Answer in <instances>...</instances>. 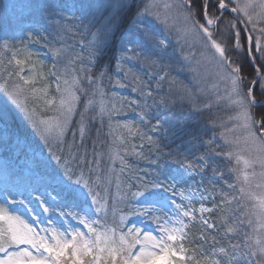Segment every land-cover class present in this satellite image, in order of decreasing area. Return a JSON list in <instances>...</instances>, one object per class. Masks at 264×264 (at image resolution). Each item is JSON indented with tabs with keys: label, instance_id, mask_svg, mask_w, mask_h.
<instances>
[{
	"label": "snow or ice",
	"instance_id": "snow-or-ice-1",
	"mask_svg": "<svg viewBox=\"0 0 264 264\" xmlns=\"http://www.w3.org/2000/svg\"><path fill=\"white\" fill-rule=\"evenodd\" d=\"M43 7L58 39L69 33L82 39L78 47L49 44L52 61L45 71V61L34 59L29 47L37 42L32 30L27 39L23 34L0 37V92L22 111L47 150L33 152L30 182L23 191L0 189V264H222L216 253L227 258L223 264H264V74L256 65L252 43V32L264 33V0H163L162 11L155 0H53ZM237 20L246 44L241 43ZM162 29L175 31L178 43L184 42L182 62L190 64L194 55H184V47L199 44L216 67L211 89H178L181 99L189 101L188 115L182 111L173 121L157 120L149 129L171 137L176 148L167 154L135 121L116 119L132 107L142 121L150 122L149 100L167 107L160 88L167 82L171 91L176 79ZM228 29L234 37L231 52L229 41L216 36ZM245 48L256 70L247 86L243 65L233 58ZM255 51L264 59L259 35ZM133 61L158 71L150 72L147 80L138 74L129 80ZM115 88H131L138 98L114 101ZM201 95L210 98L198 103ZM221 103L231 110L227 122L209 120L199 129L190 125L193 114ZM37 112L43 118L38 119ZM93 124L98 135L108 127L113 175L117 161L121 170L127 166L125 145L130 140L139 137L157 150L155 175L147 181L137 176L123 186L117 183L120 197L115 202L108 195L112 181L100 168L96 144L91 161L86 150L80 156L71 152L77 138L84 147ZM208 126L224 129L219 134L223 143L215 135L203 138ZM194 142L204 151L189 158L181 147ZM131 151L140 154L134 144ZM165 155L178 167L161 163ZM197 177L199 186L193 187ZM34 203L42 211L37 212ZM117 204L123 207L117 209ZM217 212L219 225L212 216ZM133 218L139 222H131ZM196 226L200 230L193 235ZM217 232L225 241L219 247ZM209 241L211 256L205 254Z\"/></svg>",
	"mask_w": 264,
	"mask_h": 264
},
{
	"label": "trees",
	"instance_id": "trees-1",
	"mask_svg": "<svg viewBox=\"0 0 264 264\" xmlns=\"http://www.w3.org/2000/svg\"><path fill=\"white\" fill-rule=\"evenodd\" d=\"M53 0H0V37L5 35L8 36H21L23 34L24 39H27L28 30H32L34 39L37 41L29 45L35 52L34 59L40 58L45 61V71L51 66L52 57L49 53V44H54L56 47H60L62 43H66L72 46H79V41L82 37L77 34L73 36L69 33L60 40L56 37L54 33V24L48 19L49 13L44 10V5L52 3ZM59 2V0H56ZM101 3L102 1H97ZM227 18L231 19L232 15L227 13ZM237 23V28L241 29V43L246 44V35L242 30V27ZM71 27V25H69ZM251 32V28H249ZM229 48L228 50L233 51L231 46V41L233 40V35L230 32ZM259 35L262 44H264V33H259L258 29L256 32H252L253 36V56L256 57V65L260 67L261 73L264 74V59L260 58V54L255 51V41ZM19 44V41H16ZM169 58L173 61L172 76L176 75V86L177 88L170 91L169 84L165 82L164 86L160 88V95L164 96L167 101V107L153 105L152 101L149 100L150 108L149 113L152 117L150 122L142 121L137 113L132 107H126L123 109L122 113L116 117L118 120H132L135 121L136 126H138L142 132H147L148 134L157 138V142L160 145V152L167 154L171 149L176 148V144L170 143L171 137H165L164 131L149 132V129L157 122V120L163 122L164 120L173 121L176 115L180 114L182 111L185 115H188L189 101L187 98L181 99V93L178 89H181L182 78L179 75V61L177 57L172 55ZM237 59L239 63L243 65V73L247 77L245 80V85L251 83V79L255 77L256 70L255 67L250 63L249 57L247 55L246 48L241 51L237 56L233 57ZM141 67L143 69H141ZM114 71V69H113ZM135 74L140 75L143 79H148V74L150 72L158 71L154 67L145 65V67L140 65H135L133 69ZM122 75V74H121ZM184 84V83H183ZM106 90L108 87L107 80L105 81ZM174 86V85H173ZM172 86V87H173ZM153 87H155L153 85ZM185 84L184 87L185 88ZM189 89V88H188ZM51 94H55L54 86L50 89ZM114 95L111 97L114 101L119 103H126L128 100H133L138 98V93L131 91V88H115L112 89ZM3 112H0V182L5 183L4 186H18L25 187L30 182V172L29 168L31 166V157L33 152H39L44 149V145L41 142L40 136L35 133L29 123V121L24 117V114L15 111V107H2ZM231 114V110L228 108H223L222 106H213L211 109L206 110L202 114H193V119L189 122L190 125L196 129L202 128L208 125L209 120H216L219 122H227L228 117ZM37 118H42V115L37 112ZM98 125L93 124L90 126V132L86 136L84 141V147H79V138L76 139L75 146L72 147V154H78V156L83 155L85 150L88 153L87 160H93V144H96V152L100 155V168L103 170L105 179H111L112 183L107 185L108 195L111 197L112 201H118L120 193L117 191V183L123 184L136 181L137 176L143 177L145 181L150 180L153 175H155L156 165L153 161L157 157V150L154 144H150L147 140H141L139 137L134 140H130L127 145H125L129 151L125 155L126 167L121 170V166L117 161L115 164V174H111L109 169L112 167V162L108 159V152L110 148L111 137L107 135L108 127L107 125L103 128L100 134H97ZM115 127V125H113ZM166 129L167 125H163ZM221 127L212 128L207 127L206 132H204L203 138L210 139L215 135V139L219 138L221 132ZM127 136V133H124ZM68 144L72 142L71 134L67 137ZM177 143H180L177 140ZM136 146L137 152L131 151L132 145ZM143 144V148L140 145ZM45 154L47 152L46 149ZM64 154H69L68 146L66 145L63 149ZM181 151L189 155V158H194L204 151L198 143H193L192 145H182ZM58 154L60 150H57ZM182 158V157H181ZM161 163L167 164L170 169H175L178 165L172 162L166 155L161 160ZM87 171V164L84 165ZM26 169V171H24ZM199 177L193 181V187H198ZM207 186V185H206ZM223 186V184L219 185ZM102 187H105L102 185ZM181 188L184 185H180ZM211 187V186H208ZM217 200L220 199L219 194L216 197ZM117 209L123 207L122 204H117ZM211 207V204H207ZM33 207L36 208L37 212L42 211L39 209L38 205L35 203ZM230 207H235L234 204ZM127 211V209H125ZM214 221L219 225L221 223L220 214H212ZM199 226L193 227L191 232L193 235L199 233ZM217 237L220 238L219 247L225 243V241L220 237V232L216 233ZM197 243H200L197 240ZM207 249L206 255H212L213 245L209 241L205 245ZM216 257L223 262L227 259L226 257L216 253Z\"/></svg>",
	"mask_w": 264,
	"mask_h": 264
},
{
	"label": "rangeland",
	"instance_id": "rangeland-1",
	"mask_svg": "<svg viewBox=\"0 0 264 264\" xmlns=\"http://www.w3.org/2000/svg\"><path fill=\"white\" fill-rule=\"evenodd\" d=\"M97 1H102V0H97ZM65 2L68 4H71V3H73V0H65ZM167 2L174 3L175 0H167ZM155 3H157L160 6L161 11H162L163 10V0H155ZM179 23H180V21L178 20L177 24H179ZM223 27L224 26L221 25L222 29H223ZM230 32L232 33L231 29H228L224 33H217L216 34L217 39H226V38L229 39ZM161 35L164 38H166L170 43V47L168 49L169 54L174 56V57H177L178 61L180 63L179 65H181L179 68V75H180V78H182L181 79L182 80L181 87L183 88L184 84H185L186 88L193 89V90H195L197 88L211 89L212 85L216 82V76H215L216 67H215L214 63L211 62L210 58L206 54L202 55V52H203L202 46L199 44H196V45L192 46L191 48H189L188 46H185L183 54L188 55L189 52H192V53H194V55L190 57V64L184 63L180 60L181 45H183L184 42L181 40L178 43V34L175 31H172L171 33H169L168 31H165L162 29ZM135 65H140V66L145 67V65H147V64L142 65L140 62H136V61L131 62L132 69H134ZM141 69H143V68L141 67ZM134 74H135L134 71H133V73H130L129 80L132 79V75H134ZM173 77H175V79H177L176 75H174ZM2 84H3V80L0 79V85H2ZM164 84L165 83H163L162 85L164 86ZM176 88H177L176 85H174L172 87L173 92ZM221 91H222V89H221ZM207 98H210V97H205L202 95L198 96L197 102L203 103V101ZM3 106L6 107L7 109H8V107H15V111H17L18 113L22 112L15 105H13L11 102H9L7 100V97L2 92H0V112H3V110H2ZM213 106H222L224 109L226 108L224 106V103H221L220 105L213 104ZM223 130L224 129H222L221 131H223ZM216 141L219 143H223L220 136H219V138H216ZM24 171H26V169H24ZM257 171H259L258 167H257ZM4 185H5V183L0 182V189H3L4 187H6ZM8 187H16L21 191L24 190V187H18V186H8ZM234 206H235V204H234ZM240 211H243L242 206L240 208ZM131 222H137L138 223L139 221L136 218H133V220Z\"/></svg>",
	"mask_w": 264,
	"mask_h": 264
},
{
	"label": "water",
	"instance_id": "water-1",
	"mask_svg": "<svg viewBox=\"0 0 264 264\" xmlns=\"http://www.w3.org/2000/svg\"><path fill=\"white\" fill-rule=\"evenodd\" d=\"M230 13V12H229ZM231 14V13H230ZM232 15V14H231ZM238 24L242 27L243 29V25L239 23V21L237 20ZM245 33V32H244ZM250 60V59H249ZM251 63V62H250ZM252 64V63H251ZM253 65V64H252Z\"/></svg>",
	"mask_w": 264,
	"mask_h": 264
}]
</instances>
